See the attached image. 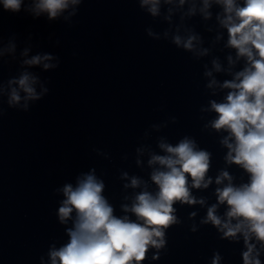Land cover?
Returning a JSON list of instances; mask_svg holds the SVG:
<instances>
[{"label": "clouds", "instance_id": "9594fccd", "mask_svg": "<svg viewBox=\"0 0 264 264\" xmlns=\"http://www.w3.org/2000/svg\"><path fill=\"white\" fill-rule=\"evenodd\" d=\"M141 10L153 19L162 17L169 27L162 33L151 27L146 34L155 40H169L178 49L192 53L194 59L209 55L210 49L203 47L204 40L194 27L185 21L199 15L204 21L215 16L218 29L225 30V48L235 50V56L227 55L228 67L224 68L219 57L211 60V68L204 65L205 87L212 90H227L223 99L209 100L208 107L201 112H214L215 117L204 125L216 132L226 133L219 143L227 149L224 161L237 165L247 175V182L235 183V177L221 169L215 177L216 203L207 207L201 224H211L221 239L239 242L242 238L243 264H262L264 254V0H137ZM83 0H0L3 11L18 14L21 11L33 18L46 16L49 21L62 19L72 26V18L78 14ZM162 5L168 6L162 13ZM185 5L187 8L185 9ZM218 9L215 13L213 8ZM179 13V23L173 24V16ZM211 32V27L206 28ZM223 38L217 31L215 41ZM3 38L0 37V44ZM15 36L7 45L0 47V65L5 54L16 52ZM30 48H24L20 56V70L7 81L0 79V116L4 114L2 104L10 109L28 112L30 106L48 93L49 81L42 80L39 73L31 71L39 66L42 70H55L60 59L50 53H37L29 57ZM243 61L242 67L237 65ZM214 73H226L231 79H216ZM173 123L176 118H172ZM157 131L160 125H152ZM159 153L150 145L136 149L139 158L148 155L149 179L155 185L150 190L149 180L140 176L120 173L125 181V194L120 203L121 215L104 194L106 184L96 174L95 168L81 172L75 182L64 183L54 190L61 195L56 215L64 226L67 241L57 246L49 245L47 264H141L149 249L159 250L166 245V229L179 224L174 205L204 206L206 199L192 195L191 189H207L213 183L208 175L212 153L200 148L190 136H183L173 145L167 137L156 140ZM190 178V179H189ZM226 182V183H225ZM221 205H226L223 216L218 214ZM197 213L190 214L195 217ZM134 217V218H133ZM197 231L196 226L190 229ZM219 252L213 254L211 264H221ZM40 264H45L40 257Z\"/></svg>", "mask_w": 264, "mask_h": 264}]
</instances>
